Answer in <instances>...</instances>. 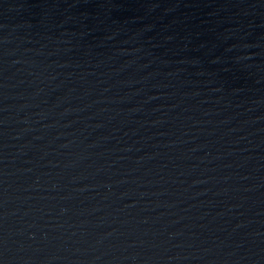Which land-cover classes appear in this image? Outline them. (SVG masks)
Returning <instances> with one entry per match:
<instances>
[{"label": "water", "instance_id": "obj_1", "mask_svg": "<svg viewBox=\"0 0 264 264\" xmlns=\"http://www.w3.org/2000/svg\"><path fill=\"white\" fill-rule=\"evenodd\" d=\"M0 264H264V0H0Z\"/></svg>", "mask_w": 264, "mask_h": 264}]
</instances>
